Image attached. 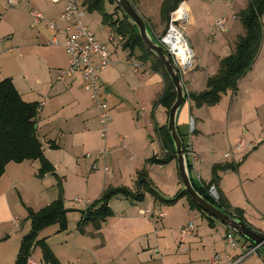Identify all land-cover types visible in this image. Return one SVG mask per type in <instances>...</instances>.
<instances>
[{
    "label": "crops",
    "instance_id": "obj_1",
    "mask_svg": "<svg viewBox=\"0 0 264 264\" xmlns=\"http://www.w3.org/2000/svg\"><path fill=\"white\" fill-rule=\"evenodd\" d=\"M31 1L32 0L25 2L29 5L30 8V10L28 11V15L31 16L33 19L31 28H38V34L36 35L37 39L35 38V40H37V44L39 45V47L41 48V46L43 45V48L49 46L50 48L51 47L62 48L64 50L62 46L56 47L50 44V41L54 38L55 33L47 27L45 21L42 23H36L35 18L32 15V11L34 10L40 12L45 20H56L60 25H63V23L60 22L59 19H60V15L65 9L66 0H37L36 6L32 4ZM132 1L134 2L135 7L139 12V14L145 19V21L149 25L152 35L156 39L164 35L167 29H166V25L165 26L163 25L160 15L161 5L164 2V0H132ZM218 1L220 0L185 1L180 6V9H182L181 12L182 13L184 12L187 15V18L182 24L183 29L184 30L195 29L196 31H198L199 30L198 26L202 24L203 19L205 17L204 14H206L207 16L210 13L208 11L205 12L206 9H204L203 7L205 6V4L206 5L210 4L212 8L217 10L219 7V4L217 3ZM236 1L237 0H226L225 3L228 7L231 8L232 6L235 7ZM209 11H212V9ZM238 12L239 11H237V14L240 13ZM237 14L235 11V15L233 16V19L238 20ZM223 18L226 20L225 17ZM1 22L3 24V21H0V23ZM23 25L25 26L26 24L22 23L21 26ZM110 31L112 30L110 29ZM30 32L31 31L27 29L26 35L28 34L31 35ZM221 33L222 34L219 35L214 34L212 36L210 33L208 37L210 41L206 42L205 45L201 46L196 42H192L190 44L189 47L193 50L196 66L193 70L189 71L186 74H183L185 77H187V80L183 81V83L189 94L201 93L206 90L207 81L210 77L215 76L218 73L221 60L224 59L225 57L232 55L235 52V43L239 39V37L244 34V29L243 26H241V24L237 25V23H234L230 27H228L225 32H221ZM92 34L94 35L95 39L99 41L97 35L93 32ZM9 36H10L9 33L4 35L3 37L0 36V42L4 44L6 38ZM12 36H14V34H12ZM101 37L102 36H100V38ZM56 38L62 43L63 38L61 36L56 35ZM109 38L110 37H108L107 40H109ZM42 43H45L46 45ZM37 44H34L33 47H36ZM10 52H13V50L11 49ZM110 52L113 58L114 53L115 54L118 53V49L115 50L114 53L112 50ZM258 59L253 65L251 71L245 76V78H243L239 82L238 90L236 92L229 90L227 93L223 94L221 101L218 105L213 107L203 106L201 108H197V111H195L196 107L194 106V103L190 100L189 101L187 100L184 106L180 110L177 120V125H178L179 133L184 139L185 144L188 145V150H191L196 155L195 161L193 163V173L195 174L194 178L198 182V183L196 182L198 185H202V183H209L212 180L211 170L214 165L226 164V163H240V167L238 171H227L220 174L221 180L218 184L219 190L228 200L229 205L232 208H238L244 211L245 219L251 225L254 231L260 234H264V211H262L264 209L262 206L263 205L262 195H261L262 191L260 190V188H263V185H260V182H263L264 184V179H262L259 171L260 166L264 162V154L259 153L258 151L260 144L264 142L263 141L264 137H261V133L264 128V123L260 122L263 119L260 117V111L262 110L261 108L262 104L260 103V100L262 99V97L260 96L261 93L258 92L256 89L257 80L262 74L260 73V71L261 69H264V66L259 65ZM126 60H127L126 65H128L129 61L128 59ZM141 63L148 68V73H144V71L142 70L136 72L135 69H133V73L126 75L127 83L128 80L137 83L136 85L132 86L130 90L136 92L135 100L136 103H138V107H140L138 111V117L134 120V123L133 124L132 122L126 123L127 130H131L132 132L129 138H127L126 136L125 137L121 136L122 134H120V132L122 131H120V129H117L116 127H113L115 130L114 133L116 134L115 136L109 138V136L107 135L106 139H102V137L100 136L103 141L102 142L96 141L93 135L89 134L88 132H90L91 126L94 125L95 121L98 120L99 122V113L98 112L97 114L91 113L89 107L86 106L84 108L85 103L80 101V97H79L80 91L78 90V88L85 91L83 88L82 80L79 77H74L65 81L66 91L68 90L69 97L73 99L71 101H73V105H75V108L78 109V111L82 110L83 115L86 112H88L89 115L88 118L84 120L85 122L77 119L78 116L75 119L72 118L70 120H66L64 118L65 119L64 124L62 125V128H60L61 134L63 133L65 134V132H68L72 135V137H70L69 139V145L72 150L77 143H82V145L85 147H89V148L91 147V150L93 151L86 153L85 154L86 156L84 155L86 158H88L87 154L89 153L90 154L95 153L94 155H96V152L106 149L109 152L108 153V155L110 156L109 161L114 165H116V167L118 168L116 172L119 174V176H117L115 184L109 186L107 179L106 180L107 184L103 188H101L102 194H98L99 198L109 188L125 187L135 192L137 190L138 173L143 169H146L148 171L149 178L154 184V186L158 189V191L161 192V194L165 195L164 191H166L165 190L166 184L163 185L162 179H160L156 175L155 173L156 169H154L155 166L153 167L148 163L149 159L153 157L159 158L165 155V152L163 151V147H162V142L158 133V129L168 125L169 114L167 113V110L164 107L157 104L160 97L164 93L165 82L163 77L159 73H156L151 69V62H147V63L141 62ZM67 67H68V59L66 61L65 66L60 67L58 69L59 70L66 69ZM122 70L124 71V69ZM100 73L101 72H99V76ZM121 76L125 77V73L122 71H121ZM56 81H57V76H56ZM100 81H101V77H100ZM13 83H15V80L13 81ZM102 84L106 90V96L111 94V89L114 86L116 89L117 86L120 87L119 84L116 82L105 81ZM16 88L26 102H38L37 100L35 101L27 100L30 98L26 99V96L19 90L17 86ZM122 91L124 90L122 89ZM125 91L127 92L126 89ZM106 96H105V100L108 101ZM40 104H41V110L39 116L41 115V113L44 112L43 110L46 107V103L42 102ZM81 107H83L84 109H81ZM113 107L112 108L110 107L111 114ZM62 109H64V106L62 107ZM46 118L49 119L46 120L44 125H41L38 122L37 127H38L40 140L41 137H44L45 140L48 139V137H50V135H54L57 130V127L54 125L55 120H53V116H47ZM191 120H194L193 131L191 128ZM82 122H84L83 125L81 124ZM242 139H245L248 142H252V141L257 142L260 139L262 140L255 150L250 152L239 153L236 151V147ZM48 143H49V148L52 151L53 150L57 151L60 150L61 148L57 144L56 140L54 141L50 140L48 141ZM50 143L56 144L58 148L56 149L51 148ZM122 150L127 151L128 153H130L131 156H129L128 159L124 158L123 155L120 154ZM228 152L233 153V157L230 159H226L224 157V155ZM47 158L51 161L52 164L54 163L50 157L47 156ZM189 158L191 159L190 155ZM89 159H92L91 168L93 171L104 172L105 167H107L109 171V167L107 165H102L100 163L101 161L100 159L102 158H99L96 155ZM135 160L138 161L133 163ZM131 162L133 163V165L130 164V166H132L130 170L123 169V166L126 163H131ZM173 162H175V160L172 161L170 164H172ZM28 163H34V162H24L21 164H17L16 167H12L13 166L12 164L15 163H10L6 168L5 174L0 179V182L3 180L0 183V230L4 231L0 233V245H1V250H3L2 252H0V264L15 263L20 249L21 241L25 236V235L23 236L20 235L18 230L16 229L23 227V224H22V220H20L18 216L14 215L16 210L15 209L16 205L13 204L14 201L11 200L10 198L12 190L18 189L19 186H22V181L21 182L18 181L19 178H16L14 181H11V179L8 178L5 180L4 178L8 172L10 171L14 172L15 170H18L20 166ZM94 165L96 166L98 165L99 166L98 169H94ZM156 166L160 168L159 170H162L163 168V166L161 165H156ZM55 168H56V174L58 175V177H60L59 173L57 172L59 167L55 166ZM123 173L130 175L129 177L134 182V184H131L132 186L127 185L126 182L122 181L124 178ZM46 177H48V175L45 176V178ZM63 177L66 179L68 178V176L66 175ZM257 178L259 179L257 180ZM258 181L260 182L258 185H256ZM62 184H63V180H62ZM173 184H174V189L170 197H175L179 193L180 191L179 188L181 186L180 177H174ZM77 185L81 186L80 183H77ZM254 187H256V192L252 191ZM63 189H64L65 207L69 210L68 216L79 215L77 212H80V220H81L83 212L86 211V209L90 206V204L93 203L95 200L94 201L88 200L87 203L89 205L87 206H76V204H72V202L74 203L75 200L70 202V205H68L67 204L68 189L66 184L63 185ZM239 189H242L243 192L242 193L237 192ZM128 200L132 201L131 203L133 209H131L127 214H120L118 216H115V212L112 210L113 216L108 218L106 222L102 223L100 230H96L93 224H89L85 228L84 233H80L78 229L76 236L73 235L72 232L66 234L65 237L62 238V242L60 244H65L66 248H70L73 250L72 251L73 255L69 257L66 255L67 252L66 248H64L63 246H59L58 244L59 249L55 250L53 245L50 244L53 237L54 238L61 237L62 234H65L66 232H68V230L60 233L59 228L58 230L54 229L53 231H49L50 232L49 234H52L54 232L52 235L45 234L43 238L41 237L39 238L45 239L47 241L48 245L51 247V249L58 257V259L62 262V264H72V262L70 261L71 258H73V262L78 264H80L83 261L82 254L84 252L86 253L85 243H84L86 242L84 241L85 239L91 240L88 242H96V245H91L95 250L93 251V255L96 258V260H94V264L112 263V258L108 257L110 255L108 250L112 246L116 250L119 249L118 250L120 251L119 255L122 254L125 255L127 252L129 253L128 255H131L132 254L131 247H133V245L136 244L137 252L143 254L145 253V251H149L150 249L149 248L147 250V247L149 245L148 243L150 240L149 239L150 233L145 234L142 233V231L144 228H148L152 225L151 223L152 219H150L151 217L142 214V211H144V209L137 210L138 207L136 203H139V201H134L132 199H128ZM81 202L82 200L79 199L77 203L79 204ZM154 203H156V200L154 201ZM149 208L152 207L149 206ZM188 210L189 212L194 211L190 209L189 204H188ZM202 216L204 217V215ZM166 217H167V213H166ZM10 223L14 225L13 229H9L8 225ZM208 223H209V228L214 229L216 227V225L211 227L209 221ZM49 229L50 228H47L44 231H42L41 236ZM14 236H17L18 241L17 242L15 241L13 244L8 243L11 241V239ZM192 236H196V237L198 236L200 237V239L202 238L199 234V228L198 231L196 229L191 236H186L185 238H183L180 234L179 243L184 244L187 238H192ZM99 238H103L102 239L103 241H100ZM7 239H9V241H7ZM80 242H82V244H80ZM1 243H4V245H2ZM115 245H119V246L115 247ZM38 249L39 248L35 249L33 253V257H35ZM228 250L224 252L223 258L220 257L218 254L211 256L209 258L210 264H228L230 259L231 260L237 259L238 256L241 254V251L239 250H231V249ZM183 252L188 253V257L174 256L173 260L170 259L169 261H166V263L167 264H204L202 255L201 253H198V251H195L194 253L193 251H188V249L184 248L182 253ZM215 256L219 257V261L217 263L213 262V258ZM252 258H253L252 261H247L249 259L248 258L245 261H243L241 264H264V256L261 257L260 255H258L257 257H252ZM38 259L42 260L41 252H40V258Z\"/></svg>",
    "mask_w": 264,
    "mask_h": 264
},
{
    "label": "rangeland",
    "instance_id": "obj_2",
    "mask_svg": "<svg viewBox=\"0 0 264 264\" xmlns=\"http://www.w3.org/2000/svg\"><path fill=\"white\" fill-rule=\"evenodd\" d=\"M84 1L85 0H79L81 4L84 3ZM4 2V0H0V21H3V24L2 22L0 23V36L3 37L8 33L10 36L6 38L4 44L0 42V82L7 78L12 79L13 81L15 80L14 84L26 96V99L30 98L27 100H37L40 103H46V107L43 110L44 112L41 113V115L38 117V122L39 124L44 125L46 120L49 119L46 117L53 116V120H55L54 125L57 127V130L54 135H50V137H48V139L46 140L44 139V137H41L45 155L53 160V164L56 167H59L57 172L63 180V185L66 184L68 189L67 204L70 205V202L74 200L76 202L77 199H81V203L78 204L77 202H72V204H76V206H87L89 205L87 203L88 200L94 201L99 198L98 194H102L101 188H103L107 184V179L109 186L115 184L117 176H119V174L116 172L118 168L116 167V165L109 161L110 156L108 155L109 152L106 149L103 150L107 152L104 156H108L106 158L103 157L102 159H100V163L109 167L108 172L92 170V159L85 157L86 153L93 151L91 150V147H85L82 145V143H77L73 150L71 149L69 145V139L70 137H72V135L68 132H65V134L62 132L64 135L61 134L60 128H62L65 119H75L78 116L77 119H79L80 121H84L88 118L89 114L88 112H86L83 115L82 110L78 111V109L75 108V105H73V101H71L73 99L69 97L68 90L66 91V82L62 83L56 81L57 71L59 70L58 68L64 67L66 64V53L62 48H50L49 46L43 48V45L41 46V48L39 47V45L37 44V40H35L36 35L38 34V28H31L33 19L28 15V11L30 10V8L26 2H22L15 8H7L6 3ZM225 2L226 0L218 1L217 3L219 4V7L217 10L212 8L210 4H205L203 8L206 9V11H204H208L210 13L207 16L206 14H204L205 17L202 24L198 26L199 30L196 31L195 29H187L183 31L185 39L189 46L192 42H196L201 46L205 45L206 42L210 41V39L208 38L210 33L211 36L214 34H222L221 31H218L215 28V23L223 17L226 18V29L234 23H237V25L241 24L242 26L237 11L240 12L241 10H244L248 5L249 0H237L235 3V7L232 6L231 8L228 7ZM31 3L36 6L37 0H32ZM115 7V5L106 0L105 10L107 13L112 14L115 10ZM211 9L213 12L209 11ZM235 11L238 20L233 19ZM262 21L264 24V16ZM83 22L93 33L97 35L99 41L105 44L110 51L112 50L114 53V51L118 49L115 43L107 40L108 37L113 36L116 42H118V35L110 31V29L102 23L101 14H99L98 12L91 13L85 10V17ZM22 23H25L26 25L21 26ZM163 25L165 26V24ZM27 29L31 31V35H26ZM148 31L152 35L150 27L148 28ZM12 34H14V36H12ZM100 36L102 37L100 38ZM153 38L158 43V39H156L155 37ZM34 44H37V46L33 47ZM11 49L13 50V52H10ZM128 54V51L122 50L121 48L118 49V53H114L112 58L114 64L100 73L102 83L105 81L116 82L120 87H122L120 88L117 86L116 89L114 86L111 89V94L106 96L109 107L112 108L114 106L111 114L113 121L112 123H110V127L108 126L109 138L116 135L114 133L115 130L113 127H116L117 129H120V131H122L120 132V134H122L121 136H126L127 138H129L132 132L131 130H127L126 123L132 122L133 124L134 120L138 117V111L140 107H138V103H136L135 100L136 92L130 90V88L137 83L129 80L127 83L126 77V75L133 73L134 69L132 61L128 58ZM258 58L259 65L264 66V42ZM126 59H128L129 61L128 65H126ZM195 66L196 63H194L193 69L195 68ZM122 69H124V71ZM121 71L125 73V77L121 76ZM260 73L262 74L257 80L256 89L261 93L260 96L262 97V99L260 100V103L262 104L260 117L263 119L260 122L264 123V69H261ZM182 77L183 81L187 80V77H185L184 75H182ZM122 89L124 91H122ZM125 89L127 90V92L125 91ZM78 90L80 91V101L85 103L84 108L88 106L91 113L97 114L98 111L96 110V108H94L90 95L80 88H78ZM63 106L64 109H62ZM84 108L81 107V109ZM195 111H197V108L195 109ZM84 122H82L81 124L83 125ZM102 129V125L97 120L94 122V125L91 126L90 132L88 133L93 135L96 141L102 142L103 140L100 137ZM261 137H264V128L262 130ZM50 140H56L57 144L61 147L60 150H50L48 143V141ZM261 140L262 139L257 141L258 145ZM258 151L259 153L264 154V142L260 144ZM120 154H122L126 159L131 156L130 153L125 150H122ZM94 156L96 155H93V157ZM136 161L138 160H135L133 163H135ZM133 163H126L123 166V169L130 170L132 168L130 164L133 165ZM12 165V167L17 166L16 163ZM150 165L153 167L155 166L154 169H156V175L160 179H162L163 185L166 184V191H164L165 195L161 194L160 192L162 197L166 200H170L171 198L173 199L174 197L170 196L173 193L174 189V177H180L177 161L175 160V162H173L172 164L163 166L162 170H159L160 168L155 164ZM39 169L40 163L38 161L34 163L24 164L14 172L10 171L9 169L10 172H8L4 178L5 180L7 178L11 179V181L19 178L18 181H22V186H19L18 189H13L10 195L11 200L14 201L13 204L16 205L14 215L18 216L19 219L22 220L23 227L16 228L19 234L22 236L26 235L31 227V222L28 219V209L38 211L51 204L59 196L60 189L56 176L48 175V177L46 178H40L38 177ZM259 171L262 179H264V162L260 166ZM65 175L68 176L67 179L63 177ZM194 175L195 174L192 173L193 178ZM129 176V174L123 173L124 178L122 181L126 182L127 185L132 186L131 184H134V182ZM259 178H257V180ZM260 181H258L256 185H258ZM77 183H80L81 186H78ZM260 185H263V188H260V190L262 191V206L264 209L263 182H260ZM182 188L183 186L181 183L179 190H182ZM252 191L256 192V187H254ZM237 192L242 193L243 191L242 189H239ZM146 194L147 197L145 200L136 203L138 207L137 210H146L147 208H149V206H151L153 209H161L166 212L167 217L165 219H157V217L150 218L152 219V225L148 228L143 229L142 233H150V240L148 243L149 245L147 247V250L150 248L149 251H145V253L143 254L140 252L138 253L136 250V244H134L133 247H131V255H128V252L125 255H119V249L116 250L112 246L108 250V252L110 253L108 257L112 258V263L110 264H167L166 261H169L170 259L173 260L174 256L188 257V253H182L184 248L188 249V251H193L194 253L195 251L201 253L204 264H210L209 258L211 256L218 254L222 258L224 257V252L229 249L226 243V236L231 232L228 231L229 229L227 227L219 222H216V227L214 229L209 228L207 218L203 217L199 211L194 210L193 212H189L187 198H182L175 205H166L157 200L156 203H154L155 198L148 192H146ZM131 202V200H128L124 197H119L114 198L111 201L110 206L115 212V216H118L120 214H127L131 209H133ZM77 213L79 215L68 216V232L62 234L61 237H53L51 243L49 242L53 245L55 250H58L59 246H63L64 248H66L65 244H60L62 242V238L65 237L66 234L72 232L73 235H77L80 212ZM190 223L195 225L197 231L199 228V234L202 238L200 239V237L198 236H192V238H187L184 244H181L179 243L181 228L183 226L189 225ZM8 227L9 229H13L14 225L10 223ZM49 228L50 229L47 230V232H45L42 236L40 233L39 237L43 238L45 234L52 235L54 232L52 234H49V231H53L54 229L58 230L59 226L55 225ZM1 232L4 231L0 230V233ZM235 236L240 239V244L243 245L245 243H249L245 242V239L241 236L236 234ZM102 239L103 238H99L100 241H103ZM7 241H9V239H7ZM15 241H18L17 236H14L8 243L13 244ZM84 241H86L84 242L86 253L84 252L85 255L84 253L82 254L83 261L80 264H94V260H96V258L93 255V251L95 250L91 245H96V242H88L91 241L90 239H85ZM1 244L4 245V243ZM80 244H82V242H80ZM118 246L119 245H115V247ZM66 249V255L68 257L73 255L72 249ZM2 251L3 250H1L0 245V252ZM40 252V249H38L35 257L33 258L39 264H44L41 259H38L40 258ZM259 255L261 257L263 256L262 253H259ZM252 259L253 258L251 257L247 261H252ZM70 261L72 262V264H78L73 262V258H71Z\"/></svg>",
    "mask_w": 264,
    "mask_h": 264
},
{
    "label": "trees",
    "instance_id": "obj_3",
    "mask_svg": "<svg viewBox=\"0 0 264 264\" xmlns=\"http://www.w3.org/2000/svg\"><path fill=\"white\" fill-rule=\"evenodd\" d=\"M108 1L116 6L112 14L107 13L105 10L106 0H85L83 7L91 13L98 12L101 14L102 23L124 38L125 44L123 48L125 51H128L129 58L135 57L143 63L151 62V69L159 73L165 82L164 93L157 104L164 107L169 114L170 109L176 101L177 93L166 69L157 58L148 51L140 37L136 25L131 22L114 0ZM185 1L188 0H164L161 5L160 15L162 23L166 25V29L170 26L171 15L176 12ZM131 2L135 7L134 2L132 0ZM263 16L264 0H249L247 7L239 13L244 34L236 41L235 52L221 60L219 71L215 76L208 79L206 90L201 93L189 94L186 96V101L189 98L196 108H201L203 106L213 107L220 103L223 94L227 93L229 90L233 92L238 90L239 82L251 71L259 57L264 42ZM40 110V103L26 102L22 98L12 79L7 78L0 82V179L5 174L6 168L10 163L21 164L24 162L38 161L40 163L38 177L44 178L47 175L56 176L60 189L58 198L51 204L38 211L28 209V219L31 222V230L23 237L14 264H28L29 258L33 257V253L37 248L42 252V261L44 264H62L47 241L45 239H40L39 235L42 231L51 226H59L60 233L67 231L69 227V210L65 207L62 180L56 174L55 166L46 157L44 146L38 133L37 126ZM158 133L165 155L159 158L153 157L149 159L148 163L165 166L177 160V154L174 143L168 132V126L158 129ZM182 140L184 142L183 138ZM50 147L53 149L58 148L57 145L53 143H50ZM185 147L189 172L192 177L193 163L189 158L188 145L185 144ZM239 167L240 163L217 164L214 165L211 170L212 180L209 183L198 185L193 177L192 180L196 190L202 197L253 229L246 221L244 211L242 209L232 208L218 187L221 180V173L238 171ZM212 187H215L217 191L218 200L210 194V189ZM146 192L151 194L155 200L161 201L166 205H175L182 198H187L190 209L197 210L204 215L210 222L211 227L218 222L197 207L182 190H180L173 199H164L150 180L148 171L143 169L138 173L137 190L135 192L125 187L109 188L99 199L91 203L86 211L83 212L82 218L78 223L79 232L84 233L85 228L89 224H93L96 230H100L102 223L113 216L110 202L114 198L124 197L142 202L146 197ZM244 241L248 242L246 240ZM259 253H262L264 256L262 251Z\"/></svg>",
    "mask_w": 264,
    "mask_h": 264
},
{
    "label": "built area",
    "instance_id": "obj_4",
    "mask_svg": "<svg viewBox=\"0 0 264 264\" xmlns=\"http://www.w3.org/2000/svg\"><path fill=\"white\" fill-rule=\"evenodd\" d=\"M7 8H15L20 3L29 0H4ZM180 8L171 15V23L166 33L160 38L158 42L166 51L170 54L174 64L179 69L181 76L188 73L193 69L195 63V56L193 50L189 47L182 24L184 23L187 15L183 12L179 17H175V14L179 12ZM32 15L35 18L36 23L45 24L51 29L55 36L50 41L52 46H62L66 52L68 59V67L66 69H60L57 72V81L65 82L68 79L79 77L82 80L84 90L89 93L94 108L99 112V122L102 125V139H106L108 135V126L112 122L110 113V107L105 100L106 90L100 81L99 72L105 71L107 68L113 65L111 52L107 46L95 39L92 32L84 24L83 20L85 17V9L79 0H66L65 9L60 15L59 21L63 23L60 25L56 20H45L40 12L32 11ZM215 28L218 31H226V20L224 18L219 19L215 23ZM115 33V32H113ZM59 35L63 38L62 43L56 38ZM118 35V34H117ZM110 42L116 44L118 49L124 50L125 40L122 36L118 35V42H116L113 36L109 38ZM185 44L188 51V59H184L180 54V45ZM192 55V57H191ZM97 59V60H96ZM132 65L135 71H144L148 73V68L139 62L135 57H130ZM187 91V90H186ZM189 95L187 91V96ZM190 99L188 98V101ZM192 131L194 129V120H191ZM258 145V142H248L242 139L237 147V152H249L254 150ZM106 151L100 150L96 153L99 158L105 157ZM94 154H87L88 158H92ZM192 163H194L196 155L194 152L189 150ZM226 159L232 158L233 153L228 152L224 155ZM98 165H94V169H98ZM104 172H108V168H104ZM210 194L216 200L219 199L215 187L210 189ZM79 199L76 200L78 202ZM142 214L148 217H157V219H163L166 217V213L161 209L147 208L142 211ZM195 225L190 223L183 227L180 231L181 236H191L195 232ZM226 243L231 250H240L241 254L237 259H230L228 264H241L243 261L250 257H257L261 251L260 245H252L251 243L240 244L238 239L233 232L228 233L226 236ZM219 257L215 256L213 262L217 263ZM28 264H39L33 257L29 258Z\"/></svg>",
    "mask_w": 264,
    "mask_h": 264
},
{
    "label": "water",
    "instance_id": "obj_5",
    "mask_svg": "<svg viewBox=\"0 0 264 264\" xmlns=\"http://www.w3.org/2000/svg\"><path fill=\"white\" fill-rule=\"evenodd\" d=\"M131 22L138 28L140 37L150 53L164 66L171 82L176 90L177 97L169 111L168 132L174 143L177 154L178 171L182 183V191L186 193L191 201L209 217L215 219L231 232L241 236L252 245H260L264 253V235L254 231L248 225L236 219L234 216L225 213L223 210L206 200L196 190L191 174L189 172L188 158L185 144L180 136L177 120L181 108L186 102L187 91L182 80L181 73L174 64L170 54L154 40V36L148 31V24L135 9L131 0H114ZM151 31V30H150Z\"/></svg>",
    "mask_w": 264,
    "mask_h": 264
},
{
    "label": "bare ground",
    "instance_id": "obj_6",
    "mask_svg": "<svg viewBox=\"0 0 264 264\" xmlns=\"http://www.w3.org/2000/svg\"><path fill=\"white\" fill-rule=\"evenodd\" d=\"M181 10H182V9H180L179 12H177V13L175 14V17H179V18H178L179 20H180V15L182 14ZM179 48H180V50H181L180 54L183 56V58H184V59H188L189 51H188L186 45H185V44H183V45L181 44V45L179 46ZM191 57H192V55H191Z\"/></svg>",
    "mask_w": 264,
    "mask_h": 264
}]
</instances>
